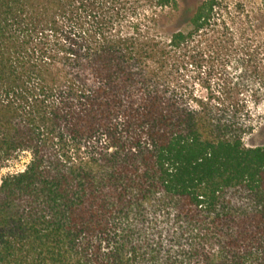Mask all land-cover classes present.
<instances>
[{
    "label": "trees",
    "instance_id": "trees-1",
    "mask_svg": "<svg viewBox=\"0 0 264 264\" xmlns=\"http://www.w3.org/2000/svg\"><path fill=\"white\" fill-rule=\"evenodd\" d=\"M257 11L0 0V264H264Z\"/></svg>",
    "mask_w": 264,
    "mask_h": 264
},
{
    "label": "rangeland",
    "instance_id": "rangeland-1",
    "mask_svg": "<svg viewBox=\"0 0 264 264\" xmlns=\"http://www.w3.org/2000/svg\"><path fill=\"white\" fill-rule=\"evenodd\" d=\"M199 0H181V4L184 7H192ZM225 9L235 16L243 19L246 16L253 20L258 16V7H264L261 5V0H217ZM264 20V18H263ZM191 70L188 71V86L197 95H207L210 94V89H213L216 77L214 75L208 74L207 69L203 66L201 69L190 67ZM249 100V97L246 96ZM243 142L247 146L260 145L264 143V127L254 130L251 134L245 135ZM28 160V155L23 153L19 158L6 167L0 168V181L3 176L7 173L13 172L23 168L24 164Z\"/></svg>",
    "mask_w": 264,
    "mask_h": 264
}]
</instances>
